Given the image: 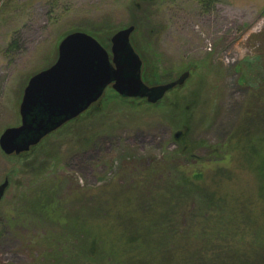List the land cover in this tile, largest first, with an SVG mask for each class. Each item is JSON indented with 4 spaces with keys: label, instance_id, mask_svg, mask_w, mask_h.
Listing matches in <instances>:
<instances>
[{
    "label": "rangeland",
    "instance_id": "rangeland-1",
    "mask_svg": "<svg viewBox=\"0 0 264 264\" xmlns=\"http://www.w3.org/2000/svg\"><path fill=\"white\" fill-rule=\"evenodd\" d=\"M132 24L148 85L190 72L179 90L181 101L177 92L156 106L112 97L104 110L103 99L101 107L64 124L29 153L7 155L0 147V183L10 180L0 202V261L44 264L34 242L45 225L20 212L21 191L32 194L45 185L31 189L35 179L29 167L37 165L32 161L60 179L56 185L68 207L88 201L100 216L115 199L113 194L98 198L99 190L114 181L127 192L135 184H158L146 173L153 162L163 164L167 151L192 143L196 164L189 170L211 171L214 164L198 162L203 151L196 142L222 143L241 116L247 81L264 77V0H0V136L21 124L24 89L57 60L63 37L84 31L108 44L112 33ZM248 61L254 62L255 74L249 68L241 80ZM128 103L135 109H126ZM172 106L179 111L175 116L169 113ZM251 177L238 172L234 181L244 188L247 211L255 212L256 230L264 234V202L251 199ZM55 257L49 255V264H56Z\"/></svg>",
    "mask_w": 264,
    "mask_h": 264
},
{
    "label": "trees",
    "instance_id": "trees-1",
    "mask_svg": "<svg viewBox=\"0 0 264 264\" xmlns=\"http://www.w3.org/2000/svg\"><path fill=\"white\" fill-rule=\"evenodd\" d=\"M245 65L241 80L250 70L255 74L254 62ZM250 78L241 116L226 139L219 144L196 142L203 151L198 162L214 164L211 171L191 172L194 147L183 144L182 150L164 153L163 164L148 167L146 174L158 184H135L127 192L114 181L99 190L98 198L113 194L115 199L100 216L88 201L76 200L68 207L56 185L60 179L32 161L37 165L29 167L35 179L31 189L45 185L32 194L21 191L20 212L45 225L34 242L42 250L39 260L49 264L51 255L56 264H264V234L256 230L255 212L247 211L244 188L234 181H239L238 172L252 175L255 183L249 187L255 188L249 195L264 202V77ZM111 92L100 99L106 100L104 110L113 98L137 100ZM176 92L181 101L184 93ZM172 107L169 113L175 116L179 111Z\"/></svg>",
    "mask_w": 264,
    "mask_h": 264
},
{
    "label": "water",
    "instance_id": "water-1",
    "mask_svg": "<svg viewBox=\"0 0 264 264\" xmlns=\"http://www.w3.org/2000/svg\"><path fill=\"white\" fill-rule=\"evenodd\" d=\"M136 25L119 29L104 45L84 31L68 33L58 46V58L35 73L24 89L20 104L21 124L6 128L0 147L7 155L27 153L65 123L90 109L108 87L128 98L157 103L189 72L166 84L148 85L142 76L143 60L133 41ZM0 184V201L9 186Z\"/></svg>",
    "mask_w": 264,
    "mask_h": 264
},
{
    "label": "flooded vegetation",
    "instance_id": "flooded-vegetation-1",
    "mask_svg": "<svg viewBox=\"0 0 264 264\" xmlns=\"http://www.w3.org/2000/svg\"><path fill=\"white\" fill-rule=\"evenodd\" d=\"M186 71H188V70H185L183 73H185ZM189 72V71H188ZM182 73V74H183ZM190 73V72H189ZM181 74V75H182ZM181 75H179L178 77H175V78H172V79H163L162 81H161V84H166V83H170V82H172V81H175V80H177ZM190 79V74H189V76H188V78L186 79V81H185V83L184 84H182V85H176V86H174L172 89H169L166 93H165V95L162 97V99L161 100H159L156 104H159V103H164V102H168L169 101V99L171 98H169V96L171 95V94H173L174 92H176V91H179V90H181L180 88H183V86H185L186 85V83L188 82V80ZM24 94V93H23ZM142 100H145L146 101V99L145 98H141ZM22 102V101H21ZM99 103V102H98ZM152 104H154V103H152ZM151 104V105H152ZM76 119V118H75ZM74 120V119H73ZM53 133V132H52ZM175 136L177 137V138H179V136H180V133H176L175 134ZM47 137H44L42 140H44V139H46ZM41 140V141H42ZM40 144V143H39ZM31 151V150H30ZM30 151H28L27 153H29ZM21 154H23V153H21ZM17 155H20V154H17ZM10 181V180H9ZM1 183H3V182H1ZM0 183V184H1ZM10 184V183H9Z\"/></svg>",
    "mask_w": 264,
    "mask_h": 264
}]
</instances>
